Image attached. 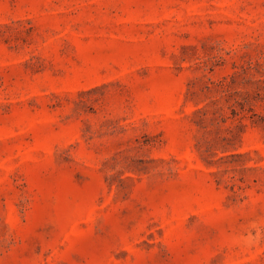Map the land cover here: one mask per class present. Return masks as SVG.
<instances>
[{
	"label": "rangeland",
	"instance_id": "1",
	"mask_svg": "<svg viewBox=\"0 0 264 264\" xmlns=\"http://www.w3.org/2000/svg\"><path fill=\"white\" fill-rule=\"evenodd\" d=\"M0 264H264V0H0Z\"/></svg>",
	"mask_w": 264,
	"mask_h": 264
}]
</instances>
